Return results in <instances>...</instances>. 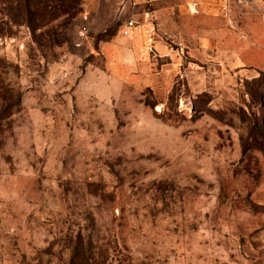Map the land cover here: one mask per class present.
Here are the masks:
<instances>
[{"label":"rangeland","instance_id":"obj_1","mask_svg":"<svg viewBox=\"0 0 264 264\" xmlns=\"http://www.w3.org/2000/svg\"><path fill=\"white\" fill-rule=\"evenodd\" d=\"M55 4L33 30L0 5V264H264L255 34L185 0Z\"/></svg>","mask_w":264,"mask_h":264},{"label":"trees","instance_id":"obj_2","mask_svg":"<svg viewBox=\"0 0 264 264\" xmlns=\"http://www.w3.org/2000/svg\"><path fill=\"white\" fill-rule=\"evenodd\" d=\"M62 0H0L11 22L27 26L29 29L41 28L49 19H55V3ZM35 22L36 24H33ZM247 92L250 98L262 107V118L255 119L250 128V137L245 140V148H255L264 155V72L259 77L247 82ZM251 139L250 146L247 142ZM252 148V149H253Z\"/></svg>","mask_w":264,"mask_h":264},{"label":"crops","instance_id":"obj_3","mask_svg":"<svg viewBox=\"0 0 264 264\" xmlns=\"http://www.w3.org/2000/svg\"><path fill=\"white\" fill-rule=\"evenodd\" d=\"M159 1V0H153ZM190 6L196 9L204 10L207 15H214L220 20V23L212 30L215 33H230L237 32H252L255 34L251 40L249 38L248 48L256 51L258 54L264 53V36H259L258 32L264 28V20H262L261 2L264 0H185ZM245 3H249L251 12L247 13L245 10ZM253 9V10H252ZM242 16H248L250 23L246 24L244 28L240 26V12ZM255 18V19H254ZM253 19L255 25L253 26ZM253 26V27H252ZM125 28V27H124ZM263 33V31H262ZM221 40V39H219Z\"/></svg>","mask_w":264,"mask_h":264},{"label":"built area","instance_id":"obj_4","mask_svg":"<svg viewBox=\"0 0 264 264\" xmlns=\"http://www.w3.org/2000/svg\"><path fill=\"white\" fill-rule=\"evenodd\" d=\"M132 25H133V22L128 21L125 25L124 33H127L131 29Z\"/></svg>","mask_w":264,"mask_h":264}]
</instances>
